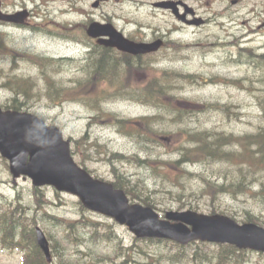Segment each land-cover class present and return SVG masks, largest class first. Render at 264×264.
<instances>
[{
    "label": "rangeland",
    "instance_id": "374dc122",
    "mask_svg": "<svg viewBox=\"0 0 264 264\" xmlns=\"http://www.w3.org/2000/svg\"><path fill=\"white\" fill-rule=\"evenodd\" d=\"M160 0H105L99 8L90 6L93 0H28V8L34 9V18L30 29L7 28L0 33L6 48L18 53H33L54 58H74L80 67H69L82 74L97 70V50L86 55L87 50L78 40L67 38L81 34L82 28L76 26L78 22L85 25L84 11H77L79 7H86L94 13L97 20L111 19V21L127 36H140L147 39L164 36L170 42H178L180 47H166L158 54V63L152 67L170 69L174 72L190 74L191 79L183 81L174 79L172 82L176 91L181 95L174 98L179 106L196 109L198 102L213 106L219 103L221 112L212 109L209 113H200L188 122H169L173 118L165 117L161 124H157L159 133L188 128L191 133L201 129H215L235 137L246 133L254 134L264 126V0H184L193 6L200 16L206 18L202 25L183 24L171 11L156 8L153 3ZM73 26L66 30V37L57 25ZM179 26V29H175ZM252 47L256 56H248ZM11 53L10 50H3ZM101 58V57H100ZM164 58V59H160ZM251 59H259L258 63ZM147 62V59L145 57ZM14 67L11 60L0 54V106L15 95L5 83L14 84L13 77L18 74L37 76L38 69L26 61L17 60ZM113 71L121 77L119 71L122 66L113 65ZM131 71L133 85H137V75H145L142 69ZM112 72V71H111ZM62 74V73H61ZM152 73H150L151 75ZM5 75V76H3ZM20 76V75H19ZM37 89V87H36ZM50 96L54 94L45 90L36 95L24 110L34 112L43 117L48 123L59 126L66 137L73 138L72 145L77 148L76 158L86 165L94 174L108 181H115L114 170L126 173L137 184L132 193L135 196L144 195L148 188L154 197L155 208L161 215L170 209H194L199 212L211 213L214 209L245 221L249 217L259 218L264 225V204L252 194L246 195L244 187L235 190L230 186L235 177L250 178L248 172L240 171L237 162L221 160L210 155L204 161L186 162L184 168L192 173L182 179V183L171 188L169 183H161L168 178L159 162H153L158 155L161 159H177L182 156L185 147H190L188 140L173 139L167 142V134L158 136L146 133L140 136L138 131L123 129L119 119L145 118L158 115L159 108L141 104L129 99L114 100L105 105L106 114L98 118V122L90 124L96 113L87 108L82 102L65 100L53 102ZM191 101V102H190ZM110 113L111 115H107ZM145 122L140 126L145 129ZM128 134H125V133ZM88 133L90 142L81 140ZM195 134V133H193ZM142 135V134H141ZM87 136V134H86ZM234 141L236 139H233ZM182 143L181 153L174 151L176 144ZM123 154L124 157H120ZM140 157L148 162L140 161ZM244 161V158H240ZM220 161L221 162L220 164ZM230 169L225 174L223 169ZM257 181L264 183V165L253 166ZM227 181H226V177ZM252 183V182H250ZM221 184H224L223 190ZM226 187L229 188L226 190ZM249 188V187H248ZM260 188L257 183L255 190ZM49 203L45 204L46 215L37 210L33 181L29 177L14 178L8 160L0 154V208H12L17 211L20 221H26L28 215L39 219V225L52 233L53 238L60 239V229L52 226L50 216L63 219H79L83 211L81 202L74 194L56 190L52 186L42 187ZM170 189V190H169ZM173 190V191H171ZM18 204L22 207L17 208ZM184 205V206H182ZM222 209V211H220ZM22 210V212H20ZM25 212V213H23ZM94 221L86 222L88 235L81 236L85 241L81 250L93 254L96 264H196L192 256L206 252L214 259V264H230L229 259L220 258L221 252H231L220 249L217 243L199 242L178 249V245L166 240H147L136 238L124 225L98 213L86 211L84 213ZM98 226L104 230L103 234L96 233ZM105 227V228H104ZM48 231H46L48 233ZM109 240L103 242V240ZM117 240V245L114 244ZM53 264H68L77 252L78 246L71 244L64 258V246ZM143 251L146 253L144 254ZM23 253L19 250L4 249L0 246V264H21ZM63 258V259H62ZM244 264H264V254L247 252L243 255Z\"/></svg>",
    "mask_w": 264,
    "mask_h": 264
},
{
    "label": "trees",
    "instance_id": "16d2710c",
    "mask_svg": "<svg viewBox=\"0 0 264 264\" xmlns=\"http://www.w3.org/2000/svg\"><path fill=\"white\" fill-rule=\"evenodd\" d=\"M61 26L68 28L65 25ZM179 47V44L175 46V48ZM0 48L7 51L10 50L13 53L12 57L14 61L12 64L14 67L18 66L17 60L24 59L28 64L37 68L39 72L37 76L18 74L12 78L14 84L5 83V86L7 88L10 87L9 89L15 95L7 101L5 108L18 110L28 108V102L36 95H40V93L45 90L46 84H48V90L54 94V96H50L53 102L78 99L91 110L97 109L103 111V105L107 102L119 99L122 96H129L132 100L159 108L160 111L158 115L153 117L119 119L124 129L138 131L141 137L146 133H149V135L153 137L165 133L167 134V142L169 143H171L173 139H180L188 140V143L191 145L190 147H185L180 158L166 160L156 158L153 160V162H159L164 170L165 167H169V170L164 171L168 178H163L161 183H169L171 188H173L171 183H176V186H178V183H182V179L192 175V173L184 168L186 162L204 161L206 157L215 154L217 158L223 161L229 160L231 162H237L240 165L238 166L239 168L243 167V169L238 170H247V176H250V178L244 177L243 175H241V177H235L230 186H234L236 191L244 187L245 190H248L246 195H259V201L264 204V183L257 181V177L254 176L255 172L253 170V166L257 164L264 165V126L259 127L254 134L246 133L238 137H235L234 134H227L224 131L215 129H201L197 131L198 133L193 132L195 134L191 133L186 127L176 132L165 130L159 133V130H157V124L162 125L160 121L164 120L165 117L170 119L173 118L169 121L171 123H182L188 122L200 113H209L212 109L221 112L222 106L219 103L210 106L208 103L198 102L196 104V109L186 107V105L179 106L176 104L174 98L181 95L176 91L171 81L174 79L180 81L191 79L192 77L190 74L179 72L171 73L173 71L170 69L152 67L150 65L152 61H143L144 58L142 56L135 57L131 54L121 53L106 48L98 49L96 54L98 57L96 60L98 61L95 64L97 70L86 74H78L69 68L73 66L80 67L81 64H79L78 61L69 59L57 60L36 54L18 53L10 48H6L2 41H0ZM18 54H20L19 58ZM248 56L251 58L256 56L252 48L248 50ZM140 58H142V60H140ZM261 60L264 61L263 59ZM251 61L258 63L259 59H251ZM113 65L122 66V70L119 71L121 77L116 75L118 72L115 73V71H113ZM134 67H140L145 72V75L141 74L136 76L137 85L132 84L134 81L132 77L128 79ZM150 73L152 74L150 75ZM107 115L110 116L111 114L107 113ZM98 118H100V116L96 117V120H98ZM142 121L145 122V129L140 126ZM233 139L236 140L234 141ZM181 149L182 143H178L174 151L171 150L170 152H178L180 154ZM121 157L124 156L121 155ZM240 158H244V161H241ZM137 159L148 162L140 158ZM223 161H220V164ZM229 170L224 168L223 172L229 174ZM114 174V184L116 187L123 188L132 199H138L146 205L155 206L154 202L157 200L150 195L145 185V194L135 196L132 193L131 187L134 189L137 185L134 183L138 182L132 180L126 173H120L114 170ZM227 178L228 176L226 177V181ZM257 183L260 184V188L255 190L254 186ZM220 186L223 190L224 184ZM228 189L229 188L226 187V190ZM34 194L36 196L37 210H41L46 215L45 204L49 203V200L43 189L35 188ZM19 207L22 206L18 204L17 208ZM81 208L83 214L79 219H63L55 215H48L50 221L47 222L60 229L61 241L65 249L62 254L63 258L68 254L67 249L71 244H76L78 246L77 252L74 253L75 256H73V259L69 260L68 264H96V262L100 261L99 258L95 260L93 254L86 253L80 249L81 245L85 243L81 236H84V234L87 235L86 222L94 221L84 214L87 209L83 205H81ZM12 210V208L6 210L0 208V246L4 249L19 250L22 252L23 260L21 264H50L37 243L35 227L40 222L37 218V214L40 211L36 213L35 217H30L28 215L26 221H20L16 216L17 211H13L12 213ZM213 211L215 212L217 209ZM220 211H222V209ZM20 212H22V210H20ZM245 220L259 221V219L254 216ZM98 224H101V222H97L96 233L103 234L105 231L102 230ZM43 227L45 228L47 226L44 224ZM48 235L52 242L51 245L54 257L60 256L57 253L59 249L62 248V245L59 244L61 242L60 239L55 238L54 240L52 233L49 231ZM105 241L109 240L104 239L103 242ZM116 241L117 240H114V244L117 245L118 243ZM230 252L232 253L230 257L228 252H221L220 258L229 259L230 264L245 263V260H243L244 252H237L233 247ZM143 253L145 254L146 252L143 251ZM236 257H239L240 262L233 261ZM59 260L60 264H64L61 259ZM192 260H194L196 264H214V259L210 258L206 252L197 256L193 255ZM178 263H180V259L174 260L172 264Z\"/></svg>",
    "mask_w": 264,
    "mask_h": 264
},
{
    "label": "water",
    "instance_id": "95a60500",
    "mask_svg": "<svg viewBox=\"0 0 264 264\" xmlns=\"http://www.w3.org/2000/svg\"><path fill=\"white\" fill-rule=\"evenodd\" d=\"M179 3L185 6L183 14L179 12ZM156 5L172 8L183 20L189 12L194 14V9L182 1H161ZM203 21L197 18L190 22L201 24ZM88 33L93 37L109 36L110 40L102 42L134 54L156 51L163 44L162 39L151 43L130 40L111 23L93 22ZM0 152L10 160L15 177L28 175L37 186L49 184L74 193L87 208L128 224L139 237H165L181 243L194 239L230 242L241 248L264 251V228L256 224L241 225L226 215L200 214L192 210H170L166 219H161L153 208L131 204L124 190L93 177L78 166L71 154L70 141L64 138L59 127L47 126L33 113L0 107ZM37 239L51 260L50 243L40 227H37Z\"/></svg>",
    "mask_w": 264,
    "mask_h": 264
},
{
    "label": "flooded vegetation",
    "instance_id": "af4514ba",
    "mask_svg": "<svg viewBox=\"0 0 264 264\" xmlns=\"http://www.w3.org/2000/svg\"><path fill=\"white\" fill-rule=\"evenodd\" d=\"M20 3V1H19ZM19 7L17 0H0V27L5 26V25H12L13 23H7L3 20L5 15H9V14H16L17 13V8ZM21 9H26L25 5L23 4V6L21 7ZM1 11L4 13L2 14ZM30 15H31V11H30ZM86 15V20H89L92 13L90 11H88L87 13H85ZM30 18V17H28ZM24 23H29V21L26 19L22 24Z\"/></svg>",
    "mask_w": 264,
    "mask_h": 264
},
{
    "label": "bare ground",
    "instance_id": "6f19581e",
    "mask_svg": "<svg viewBox=\"0 0 264 264\" xmlns=\"http://www.w3.org/2000/svg\"><path fill=\"white\" fill-rule=\"evenodd\" d=\"M257 198H259L260 199V196L259 195H255ZM233 261H238V262H240V260H239V257H236ZM244 263V262H243ZM238 264V263H237Z\"/></svg>",
    "mask_w": 264,
    "mask_h": 264
}]
</instances>
